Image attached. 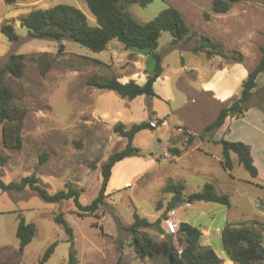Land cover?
Here are the masks:
<instances>
[{"label": "rangeland", "instance_id": "374dc122", "mask_svg": "<svg viewBox=\"0 0 264 264\" xmlns=\"http://www.w3.org/2000/svg\"><path fill=\"white\" fill-rule=\"evenodd\" d=\"M58 3L78 7L89 23H95L84 0H17L12 4L0 0V26L9 22L18 35L16 41H9L0 31V67L10 53L26 56L22 76L4 77V85L14 94L13 104L25 114L18 148L4 145L0 124V155L6 156L0 178L4 182L18 181L34 173L49 193L64 189L67 183L81 189L79 202L88 204L100 188V165L111 152L125 145V139L112 131L113 124L156 122L155 118L164 121L152 130L142 129L135 134L132 143L139 148V155L114 165L104 204L93 215H79L71 199L49 202L28 188L0 190V261L37 264L44 250L56 243L44 264H67L70 250H75L76 264H117L118 259L126 264H160L161 257L136 256L132 235L123 226L133 221L134 213L151 221L158 218L159 227L139 231L159 240L164 236L161 230L166 231L163 219L172 209L177 227L183 221L208 231L209 236L201 238L200 244L205 245L206 238L205 246L221 258L225 253L220 232L226 223L256 228L263 235L264 246V209L260 206L264 182L255 183L257 179L250 177L235 154L230 173L222 168L221 145L216 141L221 137L219 129L204 135L209 141L199 137L203 126L228 103L218 105L211 100L199 89V82L211 67L226 65L230 54H221L229 49L242 53L247 73L264 55V0H239L226 13L213 12L212 0H153L145 6L128 5L129 13L139 22L150 20L171 5L180 11L190 33L194 32L191 39L176 44H170L168 32L160 34L157 51L163 70L154 82L159 97L139 95L134 99L88 86L84 80L96 73L138 82L145 79L143 55L124 49L116 40L95 52L68 39H39L26 34L20 22L29 11ZM202 34L222 43L223 52L209 58L203 51L193 52ZM60 43L64 49L57 54ZM43 53L45 61L56 59L45 73L40 72L36 60ZM256 83L250 99L255 94L257 107L264 113L260 107L264 72L257 76ZM186 133L193 135L189 146ZM169 147L183 151L176 157ZM43 153L46 156L40 163ZM179 183L184 185L183 200L175 201L168 210L174 193L163 189ZM205 183H211L216 193L227 194L230 205L188 202L187 196L200 191ZM59 212L72 227L71 240L62 228L56 229L53 215ZM20 217L40 229L23 258L16 255L15 230ZM171 236L174 245L181 248L177 231Z\"/></svg>", "mask_w": 264, "mask_h": 264}, {"label": "trees", "instance_id": "16d2710c", "mask_svg": "<svg viewBox=\"0 0 264 264\" xmlns=\"http://www.w3.org/2000/svg\"><path fill=\"white\" fill-rule=\"evenodd\" d=\"M12 4L17 0H3ZM95 23L88 21L86 14L78 7L67 3H58L44 9H33L22 19L21 25L26 29V34L31 38L52 39L60 41L68 39L78 43L92 51L99 52L108 46L112 40L119 42L124 49L141 54L145 57V80L138 83L133 79L122 82L117 76H103L96 73L88 75L84 82L88 86L97 89H106L115 92L122 98L134 99L139 95L149 97H159L154 90V82L162 73V57L157 51L158 40L162 32H168L171 40L170 44L179 41H186L193 37L190 27L185 22L184 17L178 9L168 5L161 9L153 18L146 22L137 21L128 11L130 4L136 3L145 6L153 0H84ZM239 0H212L211 10L215 13H226L230 7ZM207 17V14H205ZM1 33L9 40L16 41L17 33L11 23L6 22L0 26ZM64 49L60 43L57 54ZM220 42L212 41L208 36L201 35L199 43L192 48L193 52L203 51L207 58L212 54L219 55L223 52ZM264 51V48L261 47ZM229 60L226 64L242 63L243 55L236 49H229ZM45 53L36 60L39 62L40 72L45 73L56 61L55 58L44 60ZM26 56L22 53H10L5 62L0 67V124H2V141L6 147H20L22 143V127L25 111L21 107L13 104V92L10 87L4 85V77L9 74L13 77H20L23 74V67ZM98 62V60H94ZM264 72V55H261L258 62L251 68L247 76L242 80L239 95L227 105L221 107L214 119L202 128L199 133L200 138H204L207 133L221 127L226 117H239L244 114L251 101L252 93L256 87V78L259 73ZM264 85L260 99V107L264 111ZM156 122L139 121L128 124L115 122L112 131L125 139L123 148L111 152L106 160L100 165L101 183L97 195L88 204H81L79 196L81 189L74 185L65 183L64 189L49 193L39 182L38 177L32 173L21 177L18 181L4 182L0 178L1 191H21L26 188L37 193L45 201L58 202L66 199L73 200L79 215H93L104 204L107 196V186L112 174L114 165L125 158L138 156L139 148L133 145V138L142 129H154L160 125L164 118H155ZM186 146L192 142L193 135L186 133ZM217 142L221 145L220 164L222 168L229 172L232 170V154L236 155L237 161L250 177H257V169L253 164L250 148L242 141H230L220 138ZM172 155L179 157L182 149L169 147ZM43 153L39 159L41 163L45 159ZM6 156L0 155V166L4 164ZM92 169L94 164H90ZM184 189L183 184H169L163 190L173 192L172 202L168 204L170 210L175 201H181ZM188 202L211 201L230 205L229 196L225 193H216L211 183H205L200 191H195L187 196ZM260 206L264 209V201H260ZM133 221L123 226L132 235L131 246L136 256L139 258L161 257L160 264H222L223 259L210 247L201 245V229L187 222H179L177 227L178 240L181 248H177L172 240L171 234L164 230V236L157 240L151 236L141 233L140 228L159 227L160 219L153 221L145 217L133 214ZM53 221L63 229L68 240L73 239L72 227L64 218L62 212L53 215ZM35 225L33 222H26L20 217L15 235L18 240L16 249L17 257H20L24 248L30 243L34 236ZM220 240L225 257L234 264H264V246L262 244V233L252 226L245 224L234 225L226 223L220 232ZM56 243H51L38 257L37 264H44L52 253ZM75 250H70L67 264H76ZM17 261H0V264H17ZM117 264H126L118 259Z\"/></svg>", "mask_w": 264, "mask_h": 264}, {"label": "crops", "instance_id": "0c3cea01", "mask_svg": "<svg viewBox=\"0 0 264 264\" xmlns=\"http://www.w3.org/2000/svg\"><path fill=\"white\" fill-rule=\"evenodd\" d=\"M247 70L243 63H231L222 65L221 67H211L207 71L206 76H202L199 82V89L205 92L211 100L218 102V105L224 104L226 101L239 95L240 85L242 80L247 76ZM144 80L142 78L138 83L141 84ZM122 82H125V80ZM255 101H257V98L254 94L248 103L247 110L242 116H228L225 118L221 127L218 128L221 136L218 139L224 138L230 141H242L249 146L253 164L257 169V177L254 181L257 179L255 183L259 184L260 181L264 182V113L257 107L258 103ZM204 140L209 141L210 139L206 136ZM57 228L58 226L56 225ZM39 232L40 229L35 226L34 235ZM201 232L203 233L202 238L209 236L208 231L201 229ZM203 240H205V245H208L206 243L207 239L204 238ZM26 247L22 253V258L27 253ZM222 258L224 264H234L226 257Z\"/></svg>", "mask_w": 264, "mask_h": 264}, {"label": "built area", "instance_id": "2783aa9c", "mask_svg": "<svg viewBox=\"0 0 264 264\" xmlns=\"http://www.w3.org/2000/svg\"><path fill=\"white\" fill-rule=\"evenodd\" d=\"M174 214L175 210L172 209L170 210L169 215L163 219L164 227L167 234L175 233L177 231V226L174 221Z\"/></svg>", "mask_w": 264, "mask_h": 264}, {"label": "water", "instance_id": "95a60500", "mask_svg": "<svg viewBox=\"0 0 264 264\" xmlns=\"http://www.w3.org/2000/svg\"><path fill=\"white\" fill-rule=\"evenodd\" d=\"M166 235H167V233H166Z\"/></svg>", "mask_w": 264, "mask_h": 264}]
</instances>
